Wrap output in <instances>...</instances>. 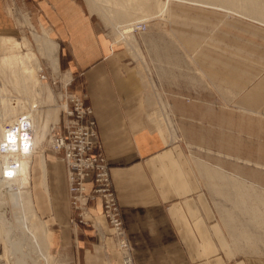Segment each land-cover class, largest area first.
Masks as SVG:
<instances>
[{"label":"crops","instance_id":"obj_1","mask_svg":"<svg viewBox=\"0 0 264 264\" xmlns=\"http://www.w3.org/2000/svg\"><path fill=\"white\" fill-rule=\"evenodd\" d=\"M30 1L37 5L41 35L46 31L57 44V71L40 58L54 74L67 77L69 92L83 97L92 109L130 247V264H264V198L247 203L238 234L233 232L231 215L217 213L214 199L200 182L199 172L213 168L193 161L185 149L184 141L191 145L201 141L200 103L180 100L179 90H166L168 102L160 99L161 103L136 42L131 39L132 50L123 42L131 57L98 31L78 0ZM215 62L208 57L207 77L223 86L224 101L240 95L241 119L244 113L254 116L257 150L263 152L264 60L251 63L259 67L256 72L250 65L249 71L241 66L238 75L224 61L222 81L216 77ZM164 109L172 111L178 136L170 130ZM243 119L242 126H247ZM43 157L44 174L39 155L33 158L30 193L51 263L124 264L97 206L88 219L99 224L102 236L73 223L64 163L50 150ZM215 174L216 184L231 178L221 171ZM238 191L234 199L247 194Z\"/></svg>","mask_w":264,"mask_h":264},{"label":"rangeland","instance_id":"obj_2","mask_svg":"<svg viewBox=\"0 0 264 264\" xmlns=\"http://www.w3.org/2000/svg\"><path fill=\"white\" fill-rule=\"evenodd\" d=\"M78 2L98 31L122 47L130 56L124 44L125 40L119 39L118 31L126 25L146 24L145 32L133 31L131 36L150 72L157 98L168 102L169 93L166 90H179L180 100L200 103L201 141L199 145L184 141L185 149L192 155L193 161L197 160L215 169V172H212L213 169L210 172H199L200 182L214 199L217 213L220 210L226 217L231 215L232 230L238 234L240 213H245L247 203L255 204L257 198H264V157L258 156L264 151L257 150L259 144L255 140L254 116L244 113L242 119L247 122V126L241 124L240 95L232 94L224 101L223 86L207 77L205 65L208 57L216 60V77L219 81H222L224 61L231 63L232 71L236 75L241 66L244 71H249L251 67H254L253 72H256L255 69L259 70L254 64L264 60V9L259 6L239 7L235 2L234 6H227L232 5L230 0ZM37 10V5L30 0H0V36H12L20 44L26 38L29 41L28 48L39 56L34 35H41L43 27L38 21L40 15ZM113 33L116 38L112 36ZM19 52L24 54L27 49L20 48ZM199 52L201 56H197ZM40 66L38 76H45V79L39 77L43 82L40 98L23 91L21 83H14L7 69L0 67V99L5 102L0 103L1 126L18 116L27 115L33 108L37 111L34 115H44L47 110H55L59 112V120H62V93L66 86L63 75L54 74L48 63L41 58ZM261 67L264 69V63ZM59 71L61 72L60 68ZM7 104L15 106L14 115H4L3 109ZM162 112L166 115L173 135L178 136L176 119L171 116L172 111L164 109ZM45 119L44 117L41 122L44 131L48 124ZM59 120L55 119L52 124ZM58 122L56 125L51 124L55 126L54 130L57 129ZM188 129L191 131V126ZM46 140L42 148L38 146L35 151L31 166L35 155H39L41 161L42 150L54 153L51 144H48L49 138ZM218 171L231 178H226L223 184H216L214 176ZM230 180L231 183L227 182ZM28 189L30 190V185ZM238 189L243 194L247 192L240 200L233 198L239 197ZM8 190L7 187L0 189V264H44L41 259L37 263L33 260L41 254L37 245L39 240H33L29 231L16 220ZM27 239L30 241H26ZM49 262L51 263L50 260Z\"/></svg>","mask_w":264,"mask_h":264},{"label":"built area","instance_id":"obj_3","mask_svg":"<svg viewBox=\"0 0 264 264\" xmlns=\"http://www.w3.org/2000/svg\"><path fill=\"white\" fill-rule=\"evenodd\" d=\"M146 28L145 23H139L133 27V31L145 32ZM40 78L45 79V76L40 75ZM67 86L62 93V120H59L52 134L51 148L65 166L69 204L74 213L72 221L76 225L88 226L102 236L99 224L88 219L92 207L97 206L111 228L112 239L124 264H130V247L109 167L101 152L92 109L85 104L83 97L67 91ZM32 137L29 119L21 117L6 127L0 153L30 157L35 152ZM7 167L15 170L18 163L10 160Z\"/></svg>","mask_w":264,"mask_h":264},{"label":"bare ground","instance_id":"obj_4","mask_svg":"<svg viewBox=\"0 0 264 264\" xmlns=\"http://www.w3.org/2000/svg\"><path fill=\"white\" fill-rule=\"evenodd\" d=\"M247 1L249 2L246 3ZM230 2L232 3V5L229 4L227 6H234L233 4L235 2L237 3V6L239 7L245 6V8L246 7L256 8L259 6L264 9V0H246V1L244 0V2L243 0H237V1L230 0ZM263 17H264V14H263ZM136 24H139V23H134V24L123 26L121 27V30L118 31L119 39L125 40V43L127 44V47L130 48V50H132L131 49V39H132L131 35L133 34V27ZM125 33L127 36L124 35ZM34 39L38 45L39 56L28 48L29 41L26 38H24L23 42L20 44V42L17 41L12 36H0V67H4L7 69L8 74L13 79L14 83L15 81H19L21 83L23 91L31 92L34 94V96H37L40 98L43 93L42 91L43 82L39 78L40 75L38 76V73H40L41 71L40 57L47 59L50 65L54 67V70L56 72L57 71V61H56L55 53L57 51V44L54 43L48 37L47 32L46 31L44 32V30H43L42 35H34ZM20 48H26L27 52H25L24 54L22 53L20 54L19 52ZM63 81H64L63 83H65L67 81V77L63 78ZM3 102L4 100L0 99V103H3ZM36 112H37L36 109L33 108L31 112H29L27 115L18 116L14 120L9 121L7 124L5 125L2 124V126L0 125V143L3 141L6 127L9 124L18 121L21 117H25L29 119L31 126H32V136H33L32 139H33L35 151L37 150L38 146L42 148L45 141L47 142L46 140L47 138H49L48 144L49 143L51 144L52 133L54 132V127H55L52 125H56L58 121L54 124H52V122L57 118V111L47 110L44 113V115L43 113L34 115ZM3 113L6 116L14 115L15 106L8 105V104L5 105L3 109ZM44 117L46 118L45 120H47L48 122L47 127H45V131L41 126L42 125L41 122L43 121ZM42 137H43V140H42ZM43 152L44 150H42L40 168H41L42 173L44 174L46 167H45V161L43 159ZM33 155L30 157L21 158L12 153H6V154L0 153V189L3 187L9 188L8 190L9 197H10L13 212L16 216V220L19 222L20 225H23V227L27 229L26 231H29V233L33 237V240L34 239L37 241L39 240L37 245L41 250V254L37 258L33 259L34 262L37 263L41 259L43 260L44 264H51L46 254L45 230L43 226L40 224L36 216V213L33 208L31 193H30V190L28 189L30 185V172L32 168L31 159ZM10 160H14L18 163L17 169L11 170L7 167L8 162ZM13 187L15 188L14 189L15 191L13 190ZM20 227L22 228V226ZM31 235L29 236L31 237ZM4 236H5L4 238V243H5L6 235ZM26 237L28 238V236ZM31 238L29 239L31 240ZM30 240L27 239L26 241H30Z\"/></svg>","mask_w":264,"mask_h":264}]
</instances>
